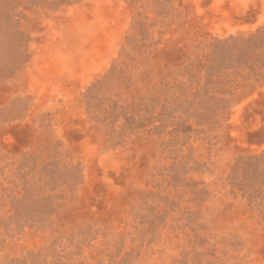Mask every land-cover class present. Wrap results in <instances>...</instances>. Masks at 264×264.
Here are the masks:
<instances>
[{
	"label": "rangeland",
	"instance_id": "obj_1",
	"mask_svg": "<svg viewBox=\"0 0 264 264\" xmlns=\"http://www.w3.org/2000/svg\"><path fill=\"white\" fill-rule=\"evenodd\" d=\"M0 264H264V0H0Z\"/></svg>",
	"mask_w": 264,
	"mask_h": 264
}]
</instances>
